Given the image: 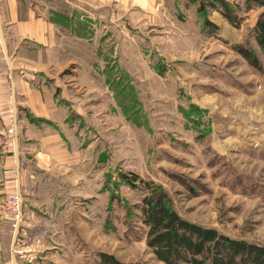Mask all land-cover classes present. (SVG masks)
<instances>
[{
  "label": "rangeland",
  "instance_id": "obj_1",
  "mask_svg": "<svg viewBox=\"0 0 264 264\" xmlns=\"http://www.w3.org/2000/svg\"><path fill=\"white\" fill-rule=\"evenodd\" d=\"M166 1L174 13L165 27L161 17L136 22L126 13L119 25L99 28L103 46L95 52L108 69L110 111L96 90L83 98L94 125L106 129L109 152L101 161L94 144L76 175L62 177L78 213L91 202L88 227L70 250H51L38 264H215L216 253L226 256L223 239L188 258L182 244L175 256L160 255L155 245L170 235L151 241L171 220L167 213L162 227L155 224L161 205L264 247V0ZM97 128L87 129L94 141Z\"/></svg>",
  "mask_w": 264,
  "mask_h": 264
},
{
  "label": "crops",
  "instance_id": "obj_2",
  "mask_svg": "<svg viewBox=\"0 0 264 264\" xmlns=\"http://www.w3.org/2000/svg\"><path fill=\"white\" fill-rule=\"evenodd\" d=\"M126 13L136 22L161 17L165 27L173 23L174 8L166 0H0V139H8L0 142L2 264L51 260V250H70L78 236H85L91 202L78 213L62 177L76 175L78 162L86 161L94 144L101 161L109 152L106 129L94 125L97 117L85 99L96 90L98 105L110 111V77L95 50L103 46L99 28L109 20L119 25ZM92 128L99 131L95 141L87 136ZM90 174L91 169L82 172ZM13 191L23 199L17 226L4 207Z\"/></svg>",
  "mask_w": 264,
  "mask_h": 264
},
{
  "label": "trees",
  "instance_id": "obj_3",
  "mask_svg": "<svg viewBox=\"0 0 264 264\" xmlns=\"http://www.w3.org/2000/svg\"><path fill=\"white\" fill-rule=\"evenodd\" d=\"M242 53L246 58L252 59V55L248 50H242ZM151 203L155 207V204L153 202ZM157 207H161L160 211H154L152 213L154 222L157 226L162 227L163 223L161 221L163 220L161 219H163L167 213L170 214L169 217L171 218L168 223H164V231H158L155 234V238L160 240L157 241L155 239L154 241H151L152 244L155 245L156 242H163L162 238L165 235H170L167 243H164L162 245H155L158 247L157 251H160V255L165 256L169 259L171 253H173V248L177 244H182L185 247L184 258H188L187 253L196 255L200 254L211 242L214 243V246L217 248V245H220L223 239V241L228 244L227 250L224 251V255L226 256L220 255V253H216L214 256V260H216L215 264H264L263 245H246L244 243H241V241H235V239L233 240V238L220 236L213 229L195 226L193 225V223L178 218L176 216V213L174 211L170 212L166 208V206L161 205ZM194 236H196V239L194 238ZM178 248L174 250V256L176 255V253H179Z\"/></svg>",
  "mask_w": 264,
  "mask_h": 264
},
{
  "label": "built area",
  "instance_id": "obj_4",
  "mask_svg": "<svg viewBox=\"0 0 264 264\" xmlns=\"http://www.w3.org/2000/svg\"><path fill=\"white\" fill-rule=\"evenodd\" d=\"M10 134L14 133V129L10 128L8 130ZM8 139L2 138L0 139V142L7 143ZM5 209L8 211V213L12 214L15 219L14 225L17 226L18 223L21 220L22 214H23V199L22 196L17 192H11L6 195V202L4 205ZM11 264V263H10Z\"/></svg>",
  "mask_w": 264,
  "mask_h": 264
}]
</instances>
